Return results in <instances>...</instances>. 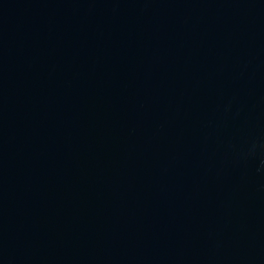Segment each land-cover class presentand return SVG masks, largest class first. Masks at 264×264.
Instances as JSON below:
<instances>
[{"label":"water","instance_id":"water-1","mask_svg":"<svg viewBox=\"0 0 264 264\" xmlns=\"http://www.w3.org/2000/svg\"><path fill=\"white\" fill-rule=\"evenodd\" d=\"M0 264H264V0H0Z\"/></svg>","mask_w":264,"mask_h":264}]
</instances>
